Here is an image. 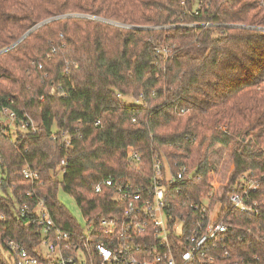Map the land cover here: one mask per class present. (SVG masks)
<instances>
[{
    "label": "trees",
    "instance_id": "obj_1",
    "mask_svg": "<svg viewBox=\"0 0 264 264\" xmlns=\"http://www.w3.org/2000/svg\"><path fill=\"white\" fill-rule=\"evenodd\" d=\"M259 28L264 0H0V109L23 111L36 125L13 139L0 130V264H11L10 240L43 264H57L38 250L41 226L21 213L23 205L32 211L42 201L81 244L85 225L58 200L60 190L101 240L99 219L118 217L125 206L106 181L146 184L155 157L174 173L187 166L186 176L166 187L164 212L191 223L190 206L210 192L214 145L225 148L232 179L244 172L259 179V214L222 210L225 245L213 263L201 264H243L255 254L264 260V240L247 232L264 233ZM61 133L72 140L67 149ZM128 147L139 161L128 159ZM25 163L37 180L23 177Z\"/></svg>",
    "mask_w": 264,
    "mask_h": 264
},
{
    "label": "built area",
    "instance_id": "obj_2",
    "mask_svg": "<svg viewBox=\"0 0 264 264\" xmlns=\"http://www.w3.org/2000/svg\"><path fill=\"white\" fill-rule=\"evenodd\" d=\"M259 29L264 31V28ZM156 50L169 56L166 47H157ZM49 94H54V87L50 88ZM2 129L11 134L13 139L17 131H36V125L23 111L18 113L14 109L3 107L0 109V130ZM54 136L53 134L52 137ZM61 136L66 149L69 148L71 138L65 133H61ZM126 154L130 161L137 162L140 159V155L132 147L127 148ZM62 165L64 161H61L60 166ZM152 170L153 174L146 184L106 181L107 186L114 188L115 199L122 201L125 206L120 216L99 219L96 232L103 236L101 240L95 238L92 224L84 220L81 244H76L67 233L58 228L42 201L32 211L23 205L21 213L32 214L41 226L38 250L42 256L51 258L57 264L213 263L216 259L215 250L224 243L228 231V225L221 218V211L230 207L255 217L259 214L256 197L259 179L253 178L249 172L232 179L234 166L230 162L223 181L221 178L216 180L212 166L209 169L210 192L202 196L200 203L190 206L194 214L191 223L180 218L173 220L164 212L165 189L181 181L188 168L185 165L179 166L174 173L166 161L155 157ZM22 175L33 181L39 177L28 163H25ZM262 178L264 175L260 179ZM100 190V185L95 187L96 192ZM247 232L253 238L264 240V233ZM240 240H244V237ZM6 245L11 264H43L28 253L21 243L10 240ZM241 263L264 264V260L255 254L250 261L242 259Z\"/></svg>",
    "mask_w": 264,
    "mask_h": 264
},
{
    "label": "rangeland",
    "instance_id": "obj_3",
    "mask_svg": "<svg viewBox=\"0 0 264 264\" xmlns=\"http://www.w3.org/2000/svg\"><path fill=\"white\" fill-rule=\"evenodd\" d=\"M123 99L127 103H132L134 101L133 99H131V97H124ZM230 162L231 161L227 155L225 148L220 145H214L213 151L209 156V163L215 171L214 177L216 178V180H219V178H221L222 181L224 180V178L226 177V173L229 170ZM58 200L80 223L84 224V220L82 219L80 211L72 196L60 190V192L58 193Z\"/></svg>",
    "mask_w": 264,
    "mask_h": 264
},
{
    "label": "water",
    "instance_id": "obj_4",
    "mask_svg": "<svg viewBox=\"0 0 264 264\" xmlns=\"http://www.w3.org/2000/svg\"><path fill=\"white\" fill-rule=\"evenodd\" d=\"M75 15H76V14H74L73 16H75ZM68 16H70V15H68ZM47 21H48V20H47ZM47 21H46V22H47ZM43 23H44V22H43ZM111 23H112V22H111ZM38 26H39V25H38ZM28 33H29V32H28ZM28 33H26L22 38H24ZM22 38H21V39H22ZM21 39H20V40H21ZM17 42H19V41H17ZM17 42H16V43H17ZM16 43H15V44H16ZM15 44H13L12 46L8 47L6 50L10 49V48L13 47ZM3 51H4V50H3ZM3 51H0V52H3ZM196 172H197V168H196L195 170H193V171L190 173V178L194 177V176L196 175Z\"/></svg>",
    "mask_w": 264,
    "mask_h": 264
}]
</instances>
